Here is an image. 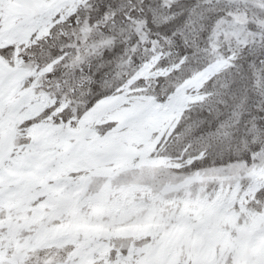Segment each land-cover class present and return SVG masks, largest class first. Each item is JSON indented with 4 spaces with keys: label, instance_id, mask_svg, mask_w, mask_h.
<instances>
[{
    "label": "snow or ice",
    "instance_id": "snow-or-ice-1",
    "mask_svg": "<svg viewBox=\"0 0 264 264\" xmlns=\"http://www.w3.org/2000/svg\"><path fill=\"white\" fill-rule=\"evenodd\" d=\"M0 264H264V0H0Z\"/></svg>",
    "mask_w": 264,
    "mask_h": 264
}]
</instances>
